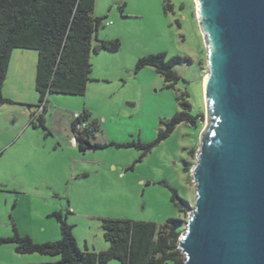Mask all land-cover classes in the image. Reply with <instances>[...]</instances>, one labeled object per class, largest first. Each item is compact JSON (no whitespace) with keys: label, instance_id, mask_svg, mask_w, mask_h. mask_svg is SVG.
I'll return each instance as SVG.
<instances>
[{"label":"rangeland","instance_id":"1","mask_svg":"<svg viewBox=\"0 0 264 264\" xmlns=\"http://www.w3.org/2000/svg\"><path fill=\"white\" fill-rule=\"evenodd\" d=\"M168 4L171 9L164 0H96L92 16L104 18L97 39L118 40L120 48L92 51L84 96L50 94L46 110L37 107V52L13 51L2 91L8 102L0 105V239L12 236L14 224L35 243L58 241L56 212L72 226L84 252L108 249L104 219L158 227L174 219L182 234L195 200L191 172L206 128L203 81L208 69L195 1ZM157 54H165L166 62L182 60L172 68L179 77L172 86L153 67H137L139 59ZM184 105L198 117L196 124H179L150 150L138 147L155 142ZM84 110L99 123L93 143L105 147L80 153L68 142L74 115ZM37 111L47 131L31 125ZM58 260L20 255L13 243L0 245V264Z\"/></svg>","mask_w":264,"mask_h":264},{"label":"water","instance_id":"2","mask_svg":"<svg viewBox=\"0 0 264 264\" xmlns=\"http://www.w3.org/2000/svg\"><path fill=\"white\" fill-rule=\"evenodd\" d=\"M194 1L206 128L178 249L183 264H264V0Z\"/></svg>","mask_w":264,"mask_h":264},{"label":"trees","instance_id":"3","mask_svg":"<svg viewBox=\"0 0 264 264\" xmlns=\"http://www.w3.org/2000/svg\"><path fill=\"white\" fill-rule=\"evenodd\" d=\"M96 0H0V105L8 102L3 97V85L7 77L11 55L14 50L37 52L35 91L38 94V108L46 110L50 94L84 96L91 72L92 51H118V40H98L97 33L104 18L92 16ZM166 9H171L164 0ZM123 8V5H122ZM96 44L93 45V40ZM182 63L180 58L165 61V54L149 55L139 59L137 67L150 66L164 78L167 86L179 80L173 71ZM177 113L167 124V130L158 134L153 143L138 144L150 150L164 140L179 124H196L190 108ZM33 117L31 125L47 131L46 121L41 113ZM73 118L71 127L86 123L78 135V149L85 153L87 146L92 149L105 147L88 142L100 133L99 123L90 120L87 110ZM36 120V121H35ZM134 146V145H129ZM173 201L177 195L173 191ZM184 211V209H181ZM59 224L61 239L55 242L35 243L31 237L21 235L13 224V234L0 239V245L13 243L20 255L39 254L59 257V260L45 264H107L116 260L120 264H183L184 256L178 249L182 231L179 220L170 219L161 226L151 222H136L124 219H104V239L109 244L105 251H81L69 225L60 212L53 213Z\"/></svg>","mask_w":264,"mask_h":264},{"label":"built area","instance_id":"4","mask_svg":"<svg viewBox=\"0 0 264 264\" xmlns=\"http://www.w3.org/2000/svg\"><path fill=\"white\" fill-rule=\"evenodd\" d=\"M111 23H107V26L110 25ZM39 110H45L44 107H40ZM40 111H37L36 114H39L41 113ZM78 114H75L74 115V118H78ZM86 128V123H80V124H77L76 127H75V131H74V134H75V137L78 138V135H80L81 133H83V131L85 130ZM75 142V139L73 140Z\"/></svg>","mask_w":264,"mask_h":264},{"label":"crops","instance_id":"5","mask_svg":"<svg viewBox=\"0 0 264 264\" xmlns=\"http://www.w3.org/2000/svg\"><path fill=\"white\" fill-rule=\"evenodd\" d=\"M23 112H24V111H23ZM24 113H25V112H24ZM15 116H17V115H15ZM46 128H47V127H46ZM73 138H74V133H73V135H72V139L69 140L68 143H69L71 146H73L72 150L75 151L76 148L78 149V145H74V144H73ZM75 147H76V148H75ZM78 150H79V149H78ZM79 152H80V151H79ZM80 153H81V152H80ZM2 154H3V152L0 153V156H2Z\"/></svg>","mask_w":264,"mask_h":264},{"label":"clouds","instance_id":"6","mask_svg":"<svg viewBox=\"0 0 264 264\" xmlns=\"http://www.w3.org/2000/svg\"><path fill=\"white\" fill-rule=\"evenodd\" d=\"M31 110H32V108H31ZM36 113H37V112H35L34 114H36ZM36 115H39V114H36ZM73 133H74V131H73ZM74 139H75V142L73 141V144H74V145H78V141H77L78 138L75 137V134H74V138H73V140H74Z\"/></svg>","mask_w":264,"mask_h":264},{"label":"flooded vegetation","instance_id":"7","mask_svg":"<svg viewBox=\"0 0 264 264\" xmlns=\"http://www.w3.org/2000/svg\"><path fill=\"white\" fill-rule=\"evenodd\" d=\"M93 140H94V139H91V140H90V141H88V142H89V143L92 145V143H93Z\"/></svg>","mask_w":264,"mask_h":264}]
</instances>
